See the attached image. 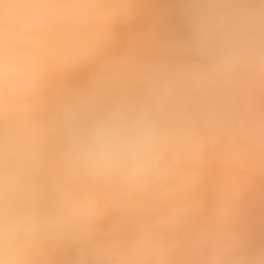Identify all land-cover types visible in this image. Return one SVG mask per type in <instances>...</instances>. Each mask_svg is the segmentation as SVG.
I'll use <instances>...</instances> for the list:
<instances>
[{"label":"bare ground","instance_id":"1","mask_svg":"<svg viewBox=\"0 0 264 264\" xmlns=\"http://www.w3.org/2000/svg\"><path fill=\"white\" fill-rule=\"evenodd\" d=\"M131 1L124 0L121 7L120 0H0V118L5 133L4 141L0 142V171L11 177L7 190L0 194V259H8L12 264H157L159 254L156 262L178 264L179 256L186 252L184 247L193 239L189 240L191 236L187 234L189 238L183 237L187 239V246L182 245L184 232L193 235L200 228L196 221L194 224L189 220V224L181 228L183 222L179 221L193 219L190 216L200 213L198 210L204 202L211 204L203 206V210L222 208L230 214L241 208L240 198L247 192L244 186L247 180L242 178L246 182L242 180L239 185L242 165L232 166L235 158L231 159V151H227L230 148L224 150L229 141L226 138L230 137L228 130L223 136L227 141L224 143L221 138L223 149L207 147L213 143V139L212 143L208 140L211 130L215 132L223 124V119L221 122L215 119L212 97L217 95L224 99L227 95L229 99L231 94L223 95L219 91L223 96L213 95L218 92L213 87L212 95L209 90L205 96L206 91L195 83L199 81L196 72L198 77L188 73L193 76L192 80L183 78L180 85L186 88L180 87L184 73L179 72L192 65L187 63L189 66L185 64L188 67L183 69L182 64L179 71L174 70L181 64L174 63L173 59V65H169L165 56L160 60L161 56L153 53L157 46L148 44L142 52L138 49L139 54L135 48V53L132 52L137 27L141 29L147 16ZM142 42L143 39L137 43ZM183 80L184 83L190 81L184 84ZM191 83L193 88L189 87ZM198 88L204 92H199V97ZM199 98H203L207 110L199 103L197 107ZM195 111L200 114L196 116ZM209 118L214 120L213 129L209 127ZM215 121L217 127L213 126ZM233 121L226 122L229 125L224 122L230 130L240 123ZM197 124L205 129L199 131ZM100 129L118 133L151 132L156 139L154 162L139 175L122 170H98L86 162L85 148ZM237 171L240 174L235 179ZM245 174L242 177H246ZM256 197L251 200L255 202L253 205L257 204L254 207L264 209V197L262 200ZM213 224L209 223L210 227ZM210 227L209 231H213ZM252 232L244 238H249ZM164 234L171 242L167 245V240L162 241L167 242L165 246L170 249L155 239ZM196 235L195 242L201 238ZM263 235L262 232L260 237ZM176 236H180V240ZM256 246L252 252L264 249L260 242ZM157 247L162 248L159 251ZM247 247L244 246L246 250ZM150 248L156 249V257L151 255L153 249ZM177 248L180 250L175 251ZM262 249L259 251L263 254ZM161 251L166 252L165 257ZM255 252L258 256L252 253L251 262L256 259L263 262V255ZM168 257L169 262L165 260ZM185 258L186 261L188 258ZM207 259L208 262L214 260ZM243 259L239 264L250 263H244ZM255 261L253 264L257 263Z\"/></svg>","mask_w":264,"mask_h":264},{"label":"rangeland","instance_id":"2","mask_svg":"<svg viewBox=\"0 0 264 264\" xmlns=\"http://www.w3.org/2000/svg\"><path fill=\"white\" fill-rule=\"evenodd\" d=\"M127 1H130V0H127ZM133 1H131V2H133V4L135 3V8L138 10L141 9V10L145 11L147 17H145L146 22L141 25V27H140L141 29H139V27H137V32L135 35L136 43L142 39H143V42L137 43V44L135 43V47L132 46L133 47L132 52L135 53V51H138L139 48L141 49V50L140 49L139 50L142 52V50L145 47H147V45L149 44L148 45L149 47L157 46V48H156L157 50L155 49L156 51L153 50L152 48H151V50H153L154 54L157 53V55L159 57L161 56L160 60L164 59L166 57V59L169 60V65L170 64L173 65V62H172L173 59H174V63L178 64V62H179V64H181V65L177 66V67H179V69L178 68L174 69L176 71L180 70V67H182V64L184 65L183 69H184V67H186L185 64H187V63L189 65L191 64L192 67H190L188 69L187 67L189 65L187 64L188 65L186 67L187 70L186 69L184 70L187 73V77H186V73L184 71L179 72V73H184V75H182V76L179 73H177L181 76L179 86L180 87L183 86V85H180L181 80L183 78H184V80L187 78H190L192 80V77L194 76V74L196 72L199 77L197 76V74H195V75H196V77L199 78L198 79L199 81H198V83H197V81L195 83L198 84L199 86H201V88H203L201 90L206 91V93H204L203 91H201L198 88L199 90H196L198 97H199V94H198L199 92H200V94H202L201 92H203L204 94H206L205 96H207V93H208L207 91H209L210 89L212 90L213 87L215 88L214 90L218 91L215 94L213 93V95H216L217 93L220 95L221 92H219V91H222L223 95H225V94L229 95V93L231 94V95H229V97L231 96L229 99L226 98L227 95L224 96V99H226V100H224L223 97L222 98L218 97L217 95H216L217 99L215 96H213L215 98L212 97V100L214 99L213 104H215V115H214V112H213V115L215 116L216 121L217 120L220 121V119L221 120L223 119L222 120L223 122H221V121L220 122L223 123L224 125L223 124L220 125V123H219V125L222 127V128L221 127L217 128V130H219L220 128H221L220 130H222L219 132L220 133L219 134L216 130L218 123L216 121H215V123L213 122V126H216L215 127L216 131L214 132V130L213 131L211 130V133H210L211 138H209V139L206 138L209 140V142H211V140L213 139V141H212L213 143L211 142L212 144H208L207 147L210 149H212V148L214 149L213 146H216L215 150H217V151L221 150V148L223 149L224 146H225L224 147L225 151L228 148H230L231 150L228 149L227 151H229V152L231 151V159L235 158V159H232L233 161H231L232 166H236V168H237V165H242V168H243L242 171L244 172V173L243 172L241 173V178L239 177L237 181H240L239 185H241V182L244 181V179H242V178H246L245 180H247V182L246 181H244V182H246L248 185V187H247V185L244 183L245 188H247V189H245V190H247V192H245L244 194L241 195V196H243L240 198L241 203H240V201H238L241 205V208L244 207L247 210L242 209L243 210L242 211V210H240L241 209L240 208V209L234 211L235 213L232 210V213H230L231 214L230 215L228 210L225 211L222 208L221 209L207 208L208 209L207 210L204 207V209H206L208 211L207 212L206 210H203V206H205L207 204H208L207 206H209L211 203L209 204V202H206V204H205V202H204V205H203V203H201L202 209L200 210V208H199V210H198V211H200V213L196 212L198 214L197 215H196V213L194 214L198 219L197 218L195 219L194 218L195 216L192 215L190 217L193 218L194 220L190 219L189 217L188 218L184 217V218H187V219H184V221L178 220L179 223L181 222V224L183 222L181 228H183V225L189 224L188 223L189 221H192V223L194 222V224L196 221V225H200L199 226L200 228H198L197 232L193 233V235H190L192 233L184 232L182 238L183 237L189 238L191 236L189 238V240L192 239V237H193V239H195L194 236L196 234H198V235H196V237L200 236L201 238L199 239V241L197 240L198 242L196 241L197 244L198 243L200 244V242L202 241L203 243H205V245L202 243L199 246V244L197 245L196 242L192 239L193 241L192 240L190 241L191 244L188 242V244H187L188 246H187L186 245L187 239L186 238H183V240L181 239L180 243H182V245L185 243V245L187 246V247H184L185 245L182 246V247L186 248L185 250H184V248L182 249V251L183 250L186 251L185 252L186 255L183 254V256H182L181 254H179L182 257L179 256V259H181V261L179 262V259L177 258L178 259L177 262H178V264H181L182 261L185 262L184 264H187L188 262H190L191 264H192V262H193V264L194 263L195 264H198V263L199 264H201V263L202 264H215V263L219 264L220 262H222L220 264H235L237 262L239 264V261H241L240 260L241 258L243 259V257H244V259L246 260V258L250 257L249 258L250 260H248V261L246 260V262H245V260L243 259L242 261H244V263L250 262L248 264H253V262L255 260L254 261L252 260V262H251V256L253 258L252 253L257 254V252H255V251H258V253H259L260 252L259 250L262 248H260L259 250L257 249L253 252H252V250L254 249V247H257L256 245L258 242H260V244L261 243L264 244V240L262 239V238H264V235H263V237L261 236L262 238L260 237L262 232L264 233V231H262V229L264 228V209L263 208L258 209L260 206H258V208H256L257 204L253 205L255 202L253 203L251 201L254 199L253 197H256V194L258 197L257 200H259V198L261 199L262 197H264V196L259 197L260 195H264V0H133ZM120 3H121V7H122L124 0H120ZM183 6H185V8ZM165 8L167 11H164ZM184 9H186V11H187L186 13H188L189 16L186 17V13H184V11H185ZM145 12H144V14H145ZM190 15H192V16H190ZM184 17L188 18V20L185 19ZM137 24H138L137 26H140L139 23H137ZM160 40H161V42H160ZM151 42H153V43L150 44ZM162 43H163V45H162ZM134 48H135V51H134ZM136 53L139 54V51ZM150 55H152V54H150ZM163 56H165V57L163 58ZM155 57L156 56L154 55L153 58H155ZM169 57H170V59H169ZM171 57H172V59H171ZM183 57H184V59L181 60V58H183ZM155 60H157V59H155ZM155 60H154V62H155ZM168 60H167V62H168ZM183 61H185V62H183ZM157 63H159V62L157 61ZM169 65H167V66H169ZM163 67H164V65L161 68H163ZM152 68L154 70V64H153ZM168 68L170 70L172 67L170 66ZM191 71H193V72H191ZM172 73L174 74L173 71H172ZM188 73H191L193 76H189L190 74H188ZM178 76L175 75L176 78ZM175 77L173 79L175 81L179 82L178 79H175ZM184 80L182 83H184ZM169 81L171 82L172 80H169ZM186 81H185V83H188L190 80L188 82H186ZM192 83L190 84L191 86H189V87H192ZM195 83H194V87L197 88ZM175 84H178V83L175 82ZM175 84H173V85H175ZM186 85H188V84H186ZM176 86H178V85H176ZM183 87H185V85ZM212 91H211V95H212ZM203 95H200V96L204 97ZM220 98H221V100H220ZM204 100H207V98L204 97ZM208 100H210V99H208ZM203 102H204L203 98H199L197 101V104L199 103L200 106L206 108L207 104L203 103ZM199 104L197 105L198 108L200 107ZM208 104H212V102H208ZM222 104H223V107H221ZM208 109H210V108H208ZM204 110L202 109L201 111L204 112ZM206 110H207V108H206ZM196 111H197V109H196ZM203 112L201 114H203ZM208 112H209V110H208ZM181 113H182V111H181ZM205 113H206V111H205ZM207 113L205 115H207V117H210V115H209L210 113H208V114ZM198 114H200V113H197L196 116ZM227 114H229V116H227ZM194 115H195V113H194ZM194 115L192 117H194ZM184 116H186V115L184 114ZM184 116H183V118H185ZM196 116H195V118H197ZM201 117L198 119H201ZM211 117H213V116L211 115ZM231 117L233 118V120L235 122L238 121L240 123H237V126L235 125L236 129H234L235 128L234 126L233 127L231 126L234 124H231L230 125L231 130H230V127H227V125H229L227 123H229V122L232 123L233 120L230 121V119H229ZM188 118H189V116H188ZM227 119H228V122L226 121L227 122L226 123L224 120H227ZM0 120H1L0 121V124H1L0 125V142L2 143V141H4L3 138L5 137V133L3 132L4 131V124L1 123L3 121V119L0 118ZM206 120L207 119H205V121ZM209 120H210V118H209ZM187 121H189V120H187ZM193 121L195 122L194 119H193ZM210 121H211L210 123L208 122L210 124V126L207 125L209 127H211V125H212L211 123L214 120L212 119ZM200 124L203 125L204 127H206L205 126L206 123H204L205 125L202 123H200ZM200 124L199 125L197 124L196 127L199 131H202L205 128L202 129V126ZM209 127L207 128L208 130H209ZM211 128L213 129V127H211ZM223 128L224 129L226 128V129L224 130ZM227 130H228V135L226 134ZM224 132H225V135L230 136V137L226 136L227 137L226 139H228L230 141V142L228 141V143H231L232 147H231V145H229L226 142L227 141L226 139L224 140V138H225V137H223V136H225ZM229 133H231V134H229ZM219 135H221V136L219 137ZM215 136L216 137L218 136L217 139L219 138V140H217L215 138ZM207 137H210V136H207ZM214 138L216 140H214ZM221 138H223V142L224 141L226 142L225 145H224L225 142L222 143ZM1 139H2V141H1ZM205 141H207V140H204V142ZM214 141L215 142L221 141V142L214 143ZM209 142H205V143H209ZM209 145L210 146L212 145V148ZM219 146H221V147L218 149ZM234 160H235V162H234ZM240 160H241V162H240ZM234 168L235 167H233V169ZM242 168H240V170ZM238 171H237V173H238ZM245 173L247 174V176ZM239 174L240 173H238L235 176L234 172H233L235 179L237 178V176H239ZM243 174H245L246 177H244V176L242 177ZM245 190H243V191H245ZM242 199H244V201ZM246 201H248V202H246ZM245 202L251 210H248L249 208L246 207L247 205H245ZM242 203L244 204V206L242 205ZM240 205H239V207H240ZM254 206H256V207H254ZM222 210H223V212H222ZM245 210L247 211L245 214L246 216L244 215ZM215 212H216V214H215ZM204 213H206L207 215H205ZM217 213H219V214H217ZM240 213H243V214L240 215ZM234 214L237 217L233 216ZM216 215H217V217H216ZM239 215H240V217H238ZM243 215H244V217H243ZM213 216H215V219ZM220 216H221V218H220ZM207 217L208 218L210 217V219H208ZM232 217H235L236 219L232 218ZM180 220H183V219H180ZM214 220H215V222H214ZM246 222H248V223H246ZM250 222H253V223L251 224ZM209 223H210V225L212 223H214V224L212 227H210ZM206 225H207V228H206ZM248 225H251L249 229H252L253 232H252V230L250 231L248 229ZM253 225H255V227H252ZM215 226H217L218 228ZM208 227H210V229H212L213 231H211V230L209 231ZM241 227H243V228H241ZM201 228H203V229H201ZM240 229H242V230H240ZM256 229H258V230L255 231ZM199 230H201V231H199ZM202 231H204V232H202ZM240 231H242V232H240ZM245 231H248V232H245ZM206 232L209 234H207ZM211 232H213V234ZM215 232L216 233L219 232L220 234L218 233L219 234L218 235ZM249 232H252L250 234V236L251 235L253 236L254 233L255 234L257 233V234L254 235L253 237L249 236V238H250L249 239V238H246L248 236L246 234ZM161 234H163V233H161ZM172 234H175V233H172ZM187 234L189 235V237ZM204 234L205 235L207 234V235L203 236ZM166 235L164 234V237L163 236L161 237V235H157L155 237V239L158 242L160 241L159 243L161 245L165 246L167 244V242L165 243L162 240H164V239L167 240ZM233 235H235L236 237L235 236L233 237ZM245 235H246V237L244 238ZM213 236H215V237H213ZM255 236H256V238H255ZM239 237H240V239H239ZM170 238H171V236H170ZM177 238H179V240H180V236ZM213 238H214V240H213ZM218 238L220 241H218ZM232 238H233V241H232ZM244 240H245V242H244ZM253 240H255L256 245L254 243H252ZM169 241H168L167 245H169ZM182 241H185V242H182ZM213 241L215 243H213ZM246 241H247V243H246ZM194 242L196 245L195 244L193 245ZM217 242H218V244H216ZM219 242H220V244H219ZM242 242H243V244L244 243H246V244L250 243L249 244L250 246L247 247L246 244H244V245L241 244ZM180 243H178V244H180ZM210 244H212V245L209 248L208 245H210ZM226 244L229 246L227 247ZM234 244H236V245H234ZM237 245H238V247H237ZM171 246H173V245H171ZM191 246H193V247H191ZM244 246H245V248L247 247V250L244 248ZM260 246H263V245H260ZM165 247L170 249L169 248L170 246L169 247L165 246ZM180 247L181 246H179V248ZM194 247H195V250L198 249L199 247H200V249H198L197 251L194 250V252H191V251H193ZM214 247H217L216 250L215 249L212 250V248H214ZM242 247H243V249H242ZM153 248H155V247L153 246ZM161 248L162 247H160L158 249V247H157V249L159 251ZM187 249H189V251ZM239 249H240V251L242 250L241 253H240V251H239V253L237 252V250H239ZM151 250H149V251H151ZM154 250H155V253H154ZM177 250H178V248L175 251H177ZM245 250L247 251V253ZM248 250L249 251L251 250L252 253L248 252ZM262 250H264V249H262ZM162 251H164V250H162ZM209 251H211V252H209ZM231 251H232V253H231ZM168 252H169V250H168ZM215 252H217V253L215 254ZM219 252H221V254L223 252V254L221 255ZM233 252L235 254H233ZM177 253H180V252H177ZM189 253H190V255H189ZM192 253H193V255H191ZM199 253H201V255H199ZM260 253L262 254V252H260ZM157 254L158 253L156 252V249H153L151 252V255L156 257ZM162 254L164 255V257L166 256V252H162ZM210 254H212V255H210ZM230 254H232V255H230ZM240 254H241V256L239 257ZM148 255H150V252L147 253V256ZM205 255L207 256L208 259L214 258L215 261L211 260V259H209V260H211L209 262L205 261L207 259V258L206 259L203 258ZM262 255H263L262 257H264V251H263ZM172 256H174V254ZM197 256H198V258H197ZM256 256H258V254ZM157 257L159 259L160 255L158 254ZM176 257H178V255ZM183 257H184V259H182ZM185 257L188 258L186 260L187 262L185 261V259H186ZM223 257L226 259H224ZM234 257H235V259H234ZM168 258L167 259L165 258V260H167L169 262L170 258L169 259ZM237 258H240V259L237 260ZM150 259H153V258L151 257ZM158 259H156V260H158ZM200 259H201V261H200ZM255 259H256V257H255ZM262 259L263 258H261L260 260H262ZM156 260H155V263L160 264V262L159 261L156 262ZM160 260H161V258H160ZM165 260H164V262H165ZM190 260H192V262ZM257 260L258 259H256L255 262H257ZM161 261H163V260H161ZM204 261L208 262V263H205ZM263 262L259 261L256 264H264ZM152 263H153V261H152ZM241 264H243V263L241 262Z\"/></svg>","mask_w":264,"mask_h":264},{"label":"clouds","instance_id":"3","mask_svg":"<svg viewBox=\"0 0 264 264\" xmlns=\"http://www.w3.org/2000/svg\"><path fill=\"white\" fill-rule=\"evenodd\" d=\"M156 139L148 131L128 133L98 130L92 141L86 145V162L102 172L125 171L139 175L148 170L154 162ZM11 177L0 171V194H3ZM0 264H12L8 259H0Z\"/></svg>","mask_w":264,"mask_h":264}]
</instances>
